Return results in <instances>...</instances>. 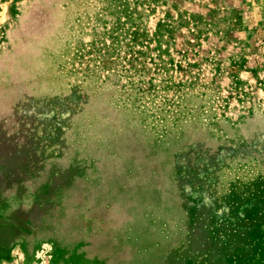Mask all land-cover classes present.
I'll return each instance as SVG.
<instances>
[{
	"label": "rangeland",
	"instance_id": "1",
	"mask_svg": "<svg viewBox=\"0 0 264 264\" xmlns=\"http://www.w3.org/2000/svg\"><path fill=\"white\" fill-rule=\"evenodd\" d=\"M0 264H264V0H0Z\"/></svg>",
	"mask_w": 264,
	"mask_h": 264
}]
</instances>
